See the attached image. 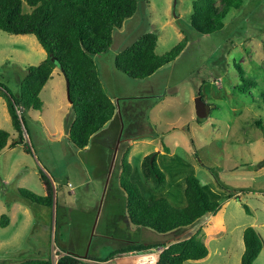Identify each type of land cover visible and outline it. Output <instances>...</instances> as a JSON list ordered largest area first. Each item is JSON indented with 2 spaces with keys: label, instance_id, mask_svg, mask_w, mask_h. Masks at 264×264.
<instances>
[{
  "label": "rangeland",
  "instance_id": "rangeland-1",
  "mask_svg": "<svg viewBox=\"0 0 264 264\" xmlns=\"http://www.w3.org/2000/svg\"><path fill=\"white\" fill-rule=\"evenodd\" d=\"M193 1L138 0L136 12L114 28L111 47L94 61L103 89L115 105L116 123L90 139L87 149H77L69 141L74 114L65 105L66 79L59 67L40 91L41 109H23L22 139L28 149L20 148L0 170V217L15 214L12 224L0 225V264L30 259H50L56 264L60 255L69 252L88 264H119L121 257L136 253H116L114 259L102 262L87 257L106 258L129 244H168L194 233L205 235L209 255L187 264H240L244 229L253 226L264 239V166H259L264 160V0H243L239 8L228 11L223 28L210 34L191 28ZM216 5L221 7L220 0ZM23 11H31L25 1ZM146 32L158 35L157 54L184 36L187 44L155 77L138 82L117 70L114 59ZM29 36L0 30V83L15 97L21 95L27 66L42 59L33 44L37 39ZM240 67L245 78L256 81L245 92L236 88L242 82ZM55 82L57 96L52 90ZM199 93L204 102L197 106ZM59 102L61 109L56 110ZM257 119L262 120V128L254 124ZM0 128L15 131L1 101ZM128 136L132 140L125 141ZM128 142L130 179L145 198L163 197L183 207L186 177L193 174L211 199L223 205L215 219L218 227L206 216L169 233L132 225L119 185L120 159ZM152 152H157L158 166L166 174L162 192H154L142 174V157ZM210 168L226 189L219 186ZM40 173L50 184L57 182L51 205L26 200L19 193L24 188L45 195ZM21 205H27L25 215ZM164 247L147 251L155 254ZM253 264H264V249Z\"/></svg>",
  "mask_w": 264,
  "mask_h": 264
},
{
  "label": "trees",
  "instance_id": "trees-1",
  "mask_svg": "<svg viewBox=\"0 0 264 264\" xmlns=\"http://www.w3.org/2000/svg\"><path fill=\"white\" fill-rule=\"evenodd\" d=\"M23 1L31 8L23 11ZM194 0L190 16L191 28L199 34H210L224 26V18L231 8H239L243 0ZM138 0H0V30L9 34H33L46 52V57L37 65H29L20 85L21 95L15 97L11 91L0 83V96L5 100L12 125L22 139V111L24 108L40 110L42 100L40 91L52 77V72L59 67L69 81V102L74 119L69 126L68 138L77 149H85L94 134L112 119L115 105L103 89L98 76L94 56L105 53L113 43L112 32L120 28L123 21L137 10ZM158 35L155 32L142 34L135 42L115 55L114 66L131 79L141 80L152 76L164 65L174 61L184 50L187 38L163 54L155 51ZM241 84L236 88L245 92L255 87L256 81L243 76L240 68ZM200 104L204 102L199 93ZM264 112V93L261 94ZM259 103V102H258ZM199 104V105H200ZM260 103L258 104V106ZM20 110L19 114L17 110ZM201 123V119L197 118ZM254 124L262 128V120ZM12 134L0 128V153L7 145ZM130 146L124 149L120 159L119 185L126 195V213L134 226L146 227L158 233H169L187 228L204 216L211 214L212 224L217 225L216 218L223 210V205L211 199L208 191L199 179L189 174L186 177L183 207L173 206L166 198H145L138 186L131 181V163L128 160ZM165 151L168 148L165 147ZM157 152L142 157L141 170L154 192H162L166 187V174L158 166ZM196 155V153H195ZM212 176L221 188L226 184L218 173L210 168ZM47 194L38 195L24 188L19 189L21 197L32 202L51 205L52 188L48 179L40 173ZM248 212L247 206H244ZM9 218L0 217V225L6 226ZM216 227V229H217ZM244 250L240 264H253L264 249V239L253 226L243 231ZM168 243V242H167ZM165 246L156 264H187L188 260H201L209 255L205 235L194 233L187 238L169 242L129 244L116 249L106 258H90L106 261L114 254L130 251H145L152 247ZM80 255L72 252L60 255L56 264H88ZM21 264H53L50 259H30Z\"/></svg>",
  "mask_w": 264,
  "mask_h": 264
},
{
  "label": "crops",
  "instance_id": "crops-1",
  "mask_svg": "<svg viewBox=\"0 0 264 264\" xmlns=\"http://www.w3.org/2000/svg\"><path fill=\"white\" fill-rule=\"evenodd\" d=\"M13 35H16V34H13ZM29 35H33V34H25V35H20V34H17V36H19V37H21V38H26V37H28ZM30 37V36H29ZM36 38V37H35ZM31 39H33V38H31ZM33 44L38 48V52L41 54V57L40 58H42V59H44L45 57H46V52H45V50L43 49V47L40 45V43L38 42H36L35 40H33ZM45 56V57H44ZM94 57H96V56H94ZM41 59V60H42ZM40 60V61H41ZM165 66V65H164ZM96 67H97V65H96ZM162 68V67H161ZM56 69V68H55ZM55 69L53 70V72H52V76H53V74H54V72H55ZM160 70V69H159ZM158 70V71H159ZM158 71L156 72V73H154L152 76H150V77H148V78H145V79H143V81H146L147 79H152L153 77H155V75L158 73ZM62 75V77H65L64 76V74L62 73L61 74ZM134 81H136V80H134ZM138 82H140L141 80H137ZM58 82H59V80H58ZM102 82V81H101ZM46 85H47V83H46ZM46 85H44V87H43V89L46 87ZM58 88H59V84L58 83H56L55 82V84H54V86L52 87V90H54L55 91V94H56V96H57V90H58ZM109 96V95H108ZM110 97V96H109ZM0 101H1V103L3 104V105H5L6 106V102H5V100L0 96ZM61 104H62V102H59V104H57V107H56V110H60L61 109ZM67 107H69L70 106V102L69 101H67L66 102V104H65ZM6 109H7V106H6ZM8 111V110H7ZM116 111V110H115ZM115 115H116V112L114 113V116L112 117V119L110 120V121H108L105 125H104V127L100 130V131H98L96 134H94L93 136H92V138H91V140L93 139V138H95V137H97L102 131H106L107 129H109V127H110V124H113V126H115V123H116V120H115ZM61 115H58L57 116V118L56 119H60L61 117H60ZM6 117V116H5ZM7 118V117H6ZM11 119V118H10ZM196 121H197V119H196ZM60 122V120L57 122V124ZM12 123V122H11ZM13 126V125H12ZM7 130V129H6ZM10 132V131H9ZM11 134H12V137L8 140V143H7V145L3 148V150L1 151V153H0V158H2L3 157V160H2V162L0 161V170H1V166L2 165H7L8 164V162H9V160L11 159V157L13 156V154L14 153H18V151H20V148H22L23 150L24 149H28V148H26V144H25V141L23 140L21 143H17L16 144V142L19 140V137H18V133L16 132V131H14V132H10ZM54 134V133H53ZM62 134V133H61ZM132 138L133 137H130V136H128L127 138H125L124 140L125 141H127V140H132ZM115 140V139H114ZM126 144H128L129 146H130V142H128V143H126ZM87 149V148H86ZM25 150V151H26ZM130 150V149H129ZM22 153V152H21ZM145 156V155H144ZM1 173V172H0ZM41 179V178H40ZM42 181V180H41ZM43 182V181H42ZM51 185H52V189L55 191L56 190V188H57V182H55L54 180H52L51 181ZM43 188H44V193L45 194H47V189H46V186H45V184H44V182H43ZM186 186V185H185ZM23 204H25V202H22ZM28 205V204H27ZM26 205V206H27ZM26 206H24L23 205V207H22V205H21V213H23L24 215H25V212L27 213V211H28V209L26 208ZM22 208H25V209H22ZM8 216V215H7ZM15 216V214L13 215V217ZM27 216V215H26ZM13 217L11 216V217H9L8 216V218H9V220H10V223H9V221H8V223H7V225H9V224H12L13 223ZM211 218V214H208V215H206V220L207 219H210ZM220 219H218V221H219ZM6 225V226H7Z\"/></svg>",
  "mask_w": 264,
  "mask_h": 264
},
{
  "label": "bare ground",
  "instance_id": "bare-ground-1",
  "mask_svg": "<svg viewBox=\"0 0 264 264\" xmlns=\"http://www.w3.org/2000/svg\"><path fill=\"white\" fill-rule=\"evenodd\" d=\"M158 254H142L138 256H131L126 258H120L119 264H155L157 261Z\"/></svg>",
  "mask_w": 264,
  "mask_h": 264
},
{
  "label": "built area",
  "instance_id": "built-area-1",
  "mask_svg": "<svg viewBox=\"0 0 264 264\" xmlns=\"http://www.w3.org/2000/svg\"><path fill=\"white\" fill-rule=\"evenodd\" d=\"M17 111H20L19 109L17 110ZM157 247H162V246H157ZM153 248V247H152ZM165 248V247H164ZM163 248V249H164ZM150 249V248H149ZM163 249L161 248L158 252H153V253H158V258H159V255H160V253L163 251ZM131 252H133V251H130V253ZM136 254L135 255H132V256H138V255H142V254H145V253H150V252H148L147 250H146V252L145 253H141V252H137V251H134ZM122 253H124V252H122ZM152 253V252H151ZM119 254H121V253H119ZM124 257H131V256H124ZM80 258V257H79ZM122 258V257H121ZM158 258H157V261H158ZM81 260H83L84 262L86 261V259L85 258H80ZM112 259H114V257L113 258H111L110 260H112ZM96 261V260H95ZM107 261V260H106ZM109 261V260H108ZM157 261H156V263H157ZM99 262H102V261H99ZM155 263V264H156ZM116 264H117V262H116Z\"/></svg>",
  "mask_w": 264,
  "mask_h": 264
},
{
  "label": "water",
  "instance_id": "water-1",
  "mask_svg": "<svg viewBox=\"0 0 264 264\" xmlns=\"http://www.w3.org/2000/svg\"><path fill=\"white\" fill-rule=\"evenodd\" d=\"M66 88H67V98L69 100V81H68V79H66ZM195 101H196V105L198 106V104L200 102V97L198 96ZM259 166H264V160L262 162H260Z\"/></svg>",
  "mask_w": 264,
  "mask_h": 264
}]
</instances>
